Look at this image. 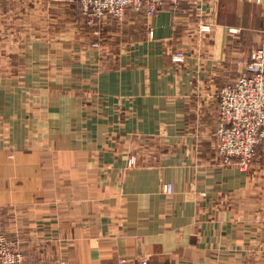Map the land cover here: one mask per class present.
Listing matches in <instances>:
<instances>
[{"label": "crops", "instance_id": "1", "mask_svg": "<svg viewBox=\"0 0 264 264\" xmlns=\"http://www.w3.org/2000/svg\"><path fill=\"white\" fill-rule=\"evenodd\" d=\"M3 4L0 231L25 264H264V142L241 170L215 139L219 89L264 48V0L108 15L107 66L76 0Z\"/></svg>", "mask_w": 264, "mask_h": 264}, {"label": "built area", "instance_id": "2", "mask_svg": "<svg viewBox=\"0 0 264 264\" xmlns=\"http://www.w3.org/2000/svg\"><path fill=\"white\" fill-rule=\"evenodd\" d=\"M179 1L79 0V4L82 17L92 23L108 15L121 19L128 10L142 11L147 17H153L166 4L177 8ZM185 1L195 7L201 3V0ZM200 29L209 31L211 27L202 22ZM149 36H153L152 30ZM174 56L183 58L184 53L178 51ZM238 64L244 71L234 81L221 86L217 93L215 139L219 163L246 170L254 160L257 147L264 142V48H255L249 60ZM0 264H25L16 241L3 232H0Z\"/></svg>", "mask_w": 264, "mask_h": 264}, {"label": "rangeland", "instance_id": "3", "mask_svg": "<svg viewBox=\"0 0 264 264\" xmlns=\"http://www.w3.org/2000/svg\"><path fill=\"white\" fill-rule=\"evenodd\" d=\"M50 1L54 2L55 0H50ZM76 1H77L76 16L77 17L79 16V19H80V20H78V18H77V21H78L77 27H79L81 22H82V27L78 28L77 37L80 36L82 38V43H83L84 42L83 41V35H86L87 44L90 45L92 48H95L99 52V54L101 55V57H100L101 60H99L100 62H99L98 66H100V64L103 66L104 65L105 66L112 65L113 62L108 61L109 58L105 57V55H109V53H108L109 50L107 51L106 46L103 44L104 38L101 35L102 34V28L100 25L101 22L97 21V22L88 23L87 20L85 18H83L81 15L80 4L78 3L79 0H76ZM3 2H4V0H0V27L4 25L5 19H7V17L5 15H3V9H2V7L4 6ZM49 13L53 17V14L50 11H49ZM57 16L59 17L58 13H57ZM72 16H73V14L72 15L71 14H63L60 16V18L57 20V22L55 21V18L53 17L54 18L53 22H55L56 25L59 23V26L62 27L61 23H67L68 17L71 20ZM2 37H3V30L1 29L0 30V39H2ZM90 37H91V43H88V40L90 39ZM13 47L14 46L5 45V44L0 45V57L6 58L7 52L9 50H12ZM18 47H21V46H18ZM103 56H104V58H103ZM18 61L19 62H15V64L11 65L13 67V68H11V71H13L16 76L21 75V72L23 70H25V62H23L22 60H18ZM5 63L9 67L8 63H10V62L7 63L5 61ZM43 79L45 80V82H47V80L50 78L48 77V75L45 74V77ZM79 95L81 96L82 94L80 93ZM122 152H123V154L128 156L127 160H126V164H125V170H129L136 164V157L134 155H132L127 148H124V150ZM132 159H133V162H131ZM0 232H3V231H0ZM3 233H5V232H3Z\"/></svg>", "mask_w": 264, "mask_h": 264}, {"label": "trees", "instance_id": "4", "mask_svg": "<svg viewBox=\"0 0 264 264\" xmlns=\"http://www.w3.org/2000/svg\"><path fill=\"white\" fill-rule=\"evenodd\" d=\"M258 148V147H257Z\"/></svg>", "mask_w": 264, "mask_h": 264}]
</instances>
